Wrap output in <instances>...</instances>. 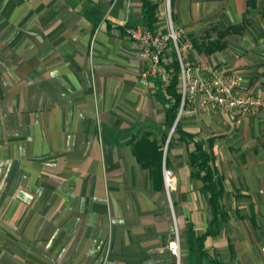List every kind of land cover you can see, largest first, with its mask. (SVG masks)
<instances>
[{"label":"crops","instance_id":"1","mask_svg":"<svg viewBox=\"0 0 264 264\" xmlns=\"http://www.w3.org/2000/svg\"><path fill=\"white\" fill-rule=\"evenodd\" d=\"M150 1L158 10L159 0ZM141 7V0H0V30L14 29L0 48V163L37 181L39 199L61 207L51 223L55 246L71 248L73 263L91 262L93 250L101 264H264V131L255 117L206 107L184 115L165 140L173 126L167 101L155 78L147 90L138 82L136 47L118 35L141 24ZM172 15L197 43L206 33L218 40L213 29L243 26L219 38L221 49L192 46V58L264 93V0H172ZM94 60L99 97L89 78ZM141 137L162 152L158 179L136 158ZM196 143L222 179L217 230L210 195L191 176ZM163 167L174 177L169 197ZM175 235L179 259L168 249Z\"/></svg>","mask_w":264,"mask_h":264},{"label":"rangeland","instance_id":"2","mask_svg":"<svg viewBox=\"0 0 264 264\" xmlns=\"http://www.w3.org/2000/svg\"><path fill=\"white\" fill-rule=\"evenodd\" d=\"M32 1V0H26ZM164 0L158 2V14H159V29L167 30L169 26L167 24L166 14L163 8ZM128 3L126 1V7ZM1 12V9H0ZM170 12L172 27L180 32V39L184 41H190L187 33L182 27L176 25L172 15V0L170 3ZM2 13L0 14V16ZM67 12L64 11L65 17ZM140 25L139 23H135ZM14 29L0 30V48H2L7 40L13 35ZM136 47V60L137 64H131L137 67L136 77L138 82L147 90L150 87V83L146 80L147 75L150 73V69L153 64L148 56L144 54L141 49L142 40H131ZM182 42V43H183ZM169 51V50H168ZM194 54L192 47H185L184 56L190 63L193 62L192 55ZM2 55V53H1ZM170 55V53H166ZM135 60V59H132ZM95 65L97 62L91 61L92 69L89 71V78L92 82V91L94 97L100 96V89L95 86V79L97 73H95ZM161 75L166 78V74L161 66L155 65ZM54 89V88H53ZM38 89H35L37 91ZM52 90V88L50 89ZM53 94L54 92L51 91ZM34 95L38 96L37 92ZM59 99L60 98L59 96ZM54 100H51L49 106L53 105ZM59 100V101H62ZM199 110L197 113H199ZM194 114V115H197ZM184 117L182 114L180 120ZM165 140L170 135L171 129L165 128ZM174 130L170 135L169 141L173 135ZM166 149L168 143H162ZM6 157V155H4ZM6 160V158H4ZM10 172H12L10 174ZM28 177L21 175L20 170L10 169L7 162L0 163V264H76L73 263L71 256L74 253L71 248L64 249V252H60V249L55 246V233L54 227L51 223L55 220V214L61 211V207H56L54 200L39 199L41 195L40 185L36 183H27ZM165 190V189H164ZM166 192V190H165ZM169 197V193H167ZM51 225V226H50ZM47 227V229H46ZM175 238V237H174ZM81 251V249H79ZM91 251L90 259L93 261L87 264H101L94 262L100 259L98 251ZM76 260V259H75ZM84 264V263H80Z\"/></svg>","mask_w":264,"mask_h":264},{"label":"built area","instance_id":"3","mask_svg":"<svg viewBox=\"0 0 264 264\" xmlns=\"http://www.w3.org/2000/svg\"><path fill=\"white\" fill-rule=\"evenodd\" d=\"M170 3L171 0H164L163 4L169 29L160 30L158 27V31L152 33L140 24L128 29L127 34L132 40H142L141 49L153 64L147 77L160 73L155 65L161 66V62L169 59L171 53L175 52L180 67L178 88L181 94L177 121L182 114L194 115L201 109L214 107L222 113L233 114L237 119L255 117L264 131V93L248 91L241 75L226 72L222 66H206L187 61L184 50L192 45L189 40L183 42L180 32L172 27ZM168 52L170 55H166ZM162 175L164 189L169 193L174 180L173 174L163 167ZM168 249L179 259L177 235L169 243Z\"/></svg>","mask_w":264,"mask_h":264},{"label":"trees","instance_id":"4","mask_svg":"<svg viewBox=\"0 0 264 264\" xmlns=\"http://www.w3.org/2000/svg\"><path fill=\"white\" fill-rule=\"evenodd\" d=\"M142 2V17L141 25L146 29L155 33L158 31L159 27V15L157 13V6L151 3L150 0H141ZM135 27L133 26H123L118 34L119 36H127V30ZM243 29L241 25L228 26L225 30H216L218 35V40H206L205 37L209 36V33L205 34L200 43L197 40H190L191 45L196 48L197 51H205L207 53L213 52L216 49H221L224 47V43L219 41V38H223L229 33H240ZM161 66L166 74L169 75V80L164 87L161 83V73H156L153 76H148L147 81L155 78V83L157 84V92L163 94L167 101L166 107V123L171 127L177 117L181 102V94L178 88V73L180 70L178 60L176 59L175 52H172L169 59L161 62ZM179 121L176 122L174 131L179 130ZM136 148V158L141 163V165L149 169L152 178L160 177L161 168V158L162 152L157 148L156 142L149 140L148 137H141L139 141L135 144ZM211 157L204 151L200 144L196 143L194 151L189 153V163L192 169L191 176L199 178L202 181L203 188L208 191L211 201L212 209V220L210 222L211 226H215L216 230L219 226V218L224 219V215L220 210L218 199L223 194L224 189L222 185V179L219 176H215V170L210 165ZM216 230L209 228L207 233L215 234Z\"/></svg>","mask_w":264,"mask_h":264},{"label":"water","instance_id":"5","mask_svg":"<svg viewBox=\"0 0 264 264\" xmlns=\"http://www.w3.org/2000/svg\"><path fill=\"white\" fill-rule=\"evenodd\" d=\"M176 121H177V119H175V121H174V124H173V126H172V128H171V132H172V130L174 129V126H175V124H176ZM171 132H170V134H171Z\"/></svg>","mask_w":264,"mask_h":264}]
</instances>
